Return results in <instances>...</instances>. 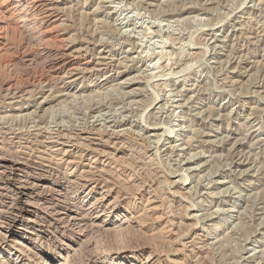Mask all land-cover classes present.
I'll return each instance as SVG.
<instances>
[{"label":"rangeland","instance_id":"rangeland-1","mask_svg":"<svg viewBox=\"0 0 264 264\" xmlns=\"http://www.w3.org/2000/svg\"><path fill=\"white\" fill-rule=\"evenodd\" d=\"M0 264H264V0H0Z\"/></svg>","mask_w":264,"mask_h":264},{"label":"bare ground","instance_id":"bare-ground-1","mask_svg":"<svg viewBox=\"0 0 264 264\" xmlns=\"http://www.w3.org/2000/svg\"><path fill=\"white\" fill-rule=\"evenodd\" d=\"M4 5H5V4H4ZM2 6H3V5H2ZM103 59H104V58H103ZM99 60H100V59H99ZM89 61H90V60H89ZM91 61H92V60H91ZM104 64H105V63H104ZM98 65H99V64H98ZM92 66H94V65H92ZM96 68H97V67H96ZM73 69H74V68H73ZM81 70H82V69H81ZM73 71H74V70H73ZM95 71H96V70H95ZM75 74H76V73H75ZM77 74H78V73H77ZM77 74H76V75H77ZM76 75H75V76H76ZM63 77H64V76H63ZM50 142H51V141H50ZM188 172H189V171H188ZM191 217H192V216H191ZM185 248H186V247H185Z\"/></svg>","mask_w":264,"mask_h":264}]
</instances>
